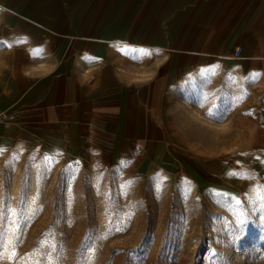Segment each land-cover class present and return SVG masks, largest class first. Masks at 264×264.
<instances>
[{"label":"rangeland","instance_id":"374dc122","mask_svg":"<svg viewBox=\"0 0 264 264\" xmlns=\"http://www.w3.org/2000/svg\"><path fill=\"white\" fill-rule=\"evenodd\" d=\"M14 2L0 0V84L14 46L45 63L22 25L58 24L22 21ZM262 33L264 50V22ZM122 40L103 60L129 81L136 140L149 154L110 162L0 141V225L15 252L0 264H264V53L246 55L242 71H195L162 96L156 80L170 55Z\"/></svg>","mask_w":264,"mask_h":264},{"label":"crops","instance_id":"0c3cea01","mask_svg":"<svg viewBox=\"0 0 264 264\" xmlns=\"http://www.w3.org/2000/svg\"><path fill=\"white\" fill-rule=\"evenodd\" d=\"M14 5L24 7L18 8L22 21L58 24L29 28L16 16L46 57L40 66L28 62L23 47L11 49L12 76L0 84V107L13 118L0 141L74 158L94 154L123 162L136 151L151 150L136 140L128 79L117 73L118 62L103 60L110 41L170 55L162 65L165 76L156 80L162 96L192 82L195 71H242L246 55L264 53V0H15ZM167 151L177 154L171 145Z\"/></svg>","mask_w":264,"mask_h":264},{"label":"snow or ice","instance_id":"6c2138e0","mask_svg":"<svg viewBox=\"0 0 264 264\" xmlns=\"http://www.w3.org/2000/svg\"><path fill=\"white\" fill-rule=\"evenodd\" d=\"M142 51V50H141ZM148 54V53H145ZM3 149H0V152H2ZM242 178H247L246 176L242 175ZM262 200H264V197H261ZM10 211V210H9ZM4 219V213H3V209L0 208V220ZM13 223H15V221H13ZM120 230V229H117ZM13 234L15 235V230L13 231ZM11 243V242H8ZM7 244L5 243V232L3 230V226L0 225V260H3L6 256L8 259H12L15 256V252L12 251L11 253H7L6 252V248H7ZM12 247H15V244L12 243ZM34 264H39V262H34Z\"/></svg>","mask_w":264,"mask_h":264},{"label":"bare ground","instance_id":"6f19581e","mask_svg":"<svg viewBox=\"0 0 264 264\" xmlns=\"http://www.w3.org/2000/svg\"><path fill=\"white\" fill-rule=\"evenodd\" d=\"M67 11V10H66ZM28 19V18H27ZM31 19V18H30ZM42 25V24H41ZM13 47V46H12ZM0 110H1V112H2V114L3 115H5V116H1L0 117V121L1 120H8V119H12L13 118V114H11V113H9V112H7V111H5L4 109H2V108H0ZM169 136V135H168Z\"/></svg>","mask_w":264,"mask_h":264},{"label":"built area","instance_id":"2783aa9c","mask_svg":"<svg viewBox=\"0 0 264 264\" xmlns=\"http://www.w3.org/2000/svg\"><path fill=\"white\" fill-rule=\"evenodd\" d=\"M3 114H2V112H1V110H0V117L2 116Z\"/></svg>","mask_w":264,"mask_h":264}]
</instances>
